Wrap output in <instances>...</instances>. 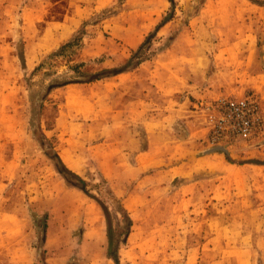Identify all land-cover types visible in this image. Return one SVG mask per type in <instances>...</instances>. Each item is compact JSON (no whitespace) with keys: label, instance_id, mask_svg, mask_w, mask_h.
I'll return each mask as SVG.
<instances>
[{"label":"rangeland","instance_id":"obj_1","mask_svg":"<svg viewBox=\"0 0 264 264\" xmlns=\"http://www.w3.org/2000/svg\"><path fill=\"white\" fill-rule=\"evenodd\" d=\"M245 95L264 0H0V264H114L107 221L119 264H264V134L204 109Z\"/></svg>","mask_w":264,"mask_h":264},{"label":"built area","instance_id":"obj_2","mask_svg":"<svg viewBox=\"0 0 264 264\" xmlns=\"http://www.w3.org/2000/svg\"><path fill=\"white\" fill-rule=\"evenodd\" d=\"M209 126L208 143L226 145L235 141L253 142L264 134V123L257 100L219 99L205 106Z\"/></svg>","mask_w":264,"mask_h":264},{"label":"trees","instance_id":"obj_3","mask_svg":"<svg viewBox=\"0 0 264 264\" xmlns=\"http://www.w3.org/2000/svg\"><path fill=\"white\" fill-rule=\"evenodd\" d=\"M169 3L171 4V7L173 6V0H169ZM168 19L165 18L161 24H159V26H161L162 24H164ZM158 26L155 28L157 29ZM156 31V30H155ZM153 35V33H150L148 35V37L145 39V41L143 42V44H141L139 46V48L137 49V51H135L133 53V55L131 56L130 59H128L126 61V63L117 68V69H111V70H108V71H103L101 73H97V74H94V75H90L89 76V81H92V80H95V79H98L101 75L102 76H112V75H116V74H119V73H122L124 71L127 70L128 67H130L132 65V62L133 60H135L136 58L139 57V55L142 53L141 51L144 50V47L146 46L147 42H148V39ZM70 44H65L64 46L61 47V49H64L66 46H68ZM84 77V76H83ZM75 82H78V81H74V80H64L63 82L61 83H55L53 85H50V88H56V87H62V86H65L67 84H70V83H75ZM61 163V162H60ZM62 165V164H61ZM63 167V165H62ZM63 170L64 172L70 174L71 176H76L74 175L73 173H71L70 171H68L67 169H65V167H63ZM78 178V177H77ZM121 212L122 214H124V219H125V225H126V229H125V232H124V235L128 232L130 226H131V220L129 218V216L127 215V213L125 212L124 209L121 208ZM108 220V219H107ZM106 233H107V248H106V255L108 258H110L114 264H119V257H118V248H119V244L121 241H114L113 240V232H112V229H111V226L109 225V222L107 221V229H106Z\"/></svg>","mask_w":264,"mask_h":264},{"label":"bare ground","instance_id":"obj_4","mask_svg":"<svg viewBox=\"0 0 264 264\" xmlns=\"http://www.w3.org/2000/svg\"><path fill=\"white\" fill-rule=\"evenodd\" d=\"M94 210H95V208H94ZM94 210L92 208H85V216H86L89 223L96 222L97 218H95ZM95 234H96L95 232H89L87 236L90 237V236L95 235Z\"/></svg>","mask_w":264,"mask_h":264},{"label":"water","instance_id":"obj_5","mask_svg":"<svg viewBox=\"0 0 264 264\" xmlns=\"http://www.w3.org/2000/svg\"><path fill=\"white\" fill-rule=\"evenodd\" d=\"M218 149L220 150L221 148H217V150H218ZM215 150H216V149H215Z\"/></svg>","mask_w":264,"mask_h":264}]
</instances>
